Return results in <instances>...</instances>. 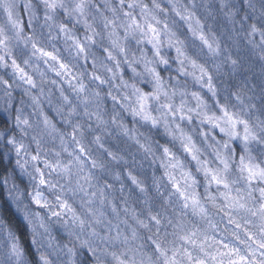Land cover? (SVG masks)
<instances>
[{"label": "clouds", "instance_id": "clouds-1", "mask_svg": "<svg viewBox=\"0 0 264 264\" xmlns=\"http://www.w3.org/2000/svg\"><path fill=\"white\" fill-rule=\"evenodd\" d=\"M0 264H264V0H0Z\"/></svg>", "mask_w": 264, "mask_h": 264}]
</instances>
